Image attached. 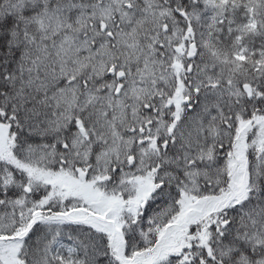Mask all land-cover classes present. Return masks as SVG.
<instances>
[{
	"label": "snow or ice",
	"instance_id": "6c2138e0",
	"mask_svg": "<svg viewBox=\"0 0 264 264\" xmlns=\"http://www.w3.org/2000/svg\"><path fill=\"white\" fill-rule=\"evenodd\" d=\"M0 264H264V0H0Z\"/></svg>",
	"mask_w": 264,
	"mask_h": 264
}]
</instances>
